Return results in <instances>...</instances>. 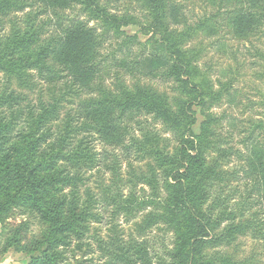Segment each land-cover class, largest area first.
<instances>
[{"label":"rangeland","instance_id":"rangeland-1","mask_svg":"<svg viewBox=\"0 0 264 264\" xmlns=\"http://www.w3.org/2000/svg\"><path fill=\"white\" fill-rule=\"evenodd\" d=\"M16 1L21 8L0 13V36L9 31L10 18L21 19L24 23L28 17H33L36 24L44 28L45 38L63 35V30L72 21H84L77 24H85L97 34H103V42L98 47V61L102 62L93 69L70 68L68 62L57 60L53 63L50 58L49 64L57 71L54 76L32 69L19 81L7 79L0 73V99L9 101V95L18 98L13 105L19 114V124L12 132V138L4 141L6 146L11 147L19 139L22 128H27L26 120L30 115H39L58 101L59 114L47 125L53 137L49 136L48 142L40 144L35 161L48 155L47 146L68 126L74 138L69 140L66 152L83 142L92 153L91 160L79 169L75 162L63 159L56 170L47 169L46 174L43 173L73 175L81 171L85 178V184L80 183L77 187L69 185L65 189L60 187L61 190L56 187L43 193V204L53 198L65 199L70 202L66 209L74 202L80 214L90 193L97 199V203L89 208L94 216H83L77 225L84 233L83 238L70 235L67 238L69 246L64 247L61 243L49 251L58 254L57 264H122L113 253L116 247L139 243L148 248L151 264H157L158 254L164 256L165 250L173 249L174 230L163 219L147 225L149 214L157 209L152 203L139 204L143 208L121 209L114 206L111 199H104V192L109 188L122 189L124 195L119 201L122 202L132 198V186H135L137 203L155 197L165 203L172 201L173 190H169L167 182H173L175 174L167 171L170 166L162 165V160L156 159V149L176 155L181 140L191 134L166 125L158 112L136 111L123 116L118 112L109 117L108 121H112L108 124L126 127L117 136L108 134L104 130L105 120L92 113L97 111L92 103L110 92L119 95L122 86L133 91L141 88L155 92L173 111L191 101L189 95H181L179 87L182 86L176 77L163 75L170 64L166 55L156 52L154 35L149 31L153 21L152 8L144 0H98L111 15L133 19L129 25H123L121 35H117L87 16L79 4L65 9L48 0ZM165 1L166 23L171 31L185 30L209 18L217 24L216 30L209 34L199 31L190 37L186 46L190 51L200 52V68L209 75L216 89H220L219 83L231 77V69L234 74L235 71L240 73L231 95L227 93L218 105L210 108L195 103L191 112L194 123L192 128L188 125L196 135L206 130L210 141L216 144L214 149L206 151L205 157L208 164L218 160L222 177L209 182L206 207H214L211 210L213 218L222 211L227 213L223 214L225 217L216 231L222 238L217 243L206 244L202 255L211 258L213 264H227L226 259L237 264H264V155H259L261 151L264 153V28L248 38H239L230 26L234 6L213 4L210 0ZM88 74L93 75L89 81ZM1 105V114L12 121L8 109ZM210 119L214 121L204 129L203 123ZM225 151L228 155L220 158ZM152 175L159 179L153 189L145 182ZM75 190L80 196L78 202L72 197ZM2 199L4 197H0ZM38 203V199L19 201L2 217L0 263L33 264V258L47 249L40 245L50 231V223L39 210Z\"/></svg>","mask_w":264,"mask_h":264},{"label":"trees","instance_id":"trees-1","mask_svg":"<svg viewBox=\"0 0 264 264\" xmlns=\"http://www.w3.org/2000/svg\"><path fill=\"white\" fill-rule=\"evenodd\" d=\"M48 1L52 4L59 3L65 9L79 4L87 12V16L99 21L106 30L112 29L117 35H121L123 25L127 26L133 21L132 18L120 19L111 15L106 6L98 0ZM144 1L152 8L153 21L150 23L149 31L154 35L156 52L166 55L170 64L163 75L169 78L176 77L182 86L179 87L181 95H189L191 101H186L181 109L173 111L163 97L155 92L141 88L133 91L122 86L119 95L110 92L97 103H92L97 109L92 113L105 120L104 130L108 134L118 136L126 130V127L122 128L118 124H108L112 121V119L108 121L112 114L113 117L118 112L123 116L128 112L155 111L163 118L166 125L184 129V132H189L191 136H186L181 140V147L176 155H168L163 149H156V159L162 160V165L170 166L167 171L175 174L173 182H167L169 190H173L172 201L165 203L155 197L137 203L134 198L135 195L137 196L135 186H132V198L126 201L119 202L124 195L122 189L114 191L112 188L105 190L104 199H111L114 206L121 209L143 208L139 207V204L143 205L147 202L156 206L157 209L148 216L147 225L150 226L157 220L163 219L169 228L174 230L176 239L173 249L165 250L164 256L158 254V257L155 258L157 264H213L211 258L202 255V251L206 244L217 243L222 238V234H218L216 231L225 217L223 214L227 213L222 211L218 217L213 218L211 210L213 211L214 207H206V201L209 196V182L222 177V173L218 160L212 164L207 163L206 151L214 149L216 144L214 141H210L206 130L200 135L192 132L194 114L191 112L195 103L211 108L222 102L227 93L230 96L234 89L236 76L240 73L235 71L234 74V70L231 69L230 71H233L231 77L227 81L219 83L220 89H216L209 75L200 68V52L195 49L190 51L186 46L190 37H194L199 31L209 34L216 30L217 24L209 18L205 22L185 30L171 31L166 23V1ZM210 1L213 4L218 3L226 7L234 6L230 14V26L236 37L248 38L257 30L264 28V0ZM17 8H21V4L16 0H0V13L7 14ZM57 15L60 18L61 15ZM9 23L10 29L7 34L0 36V73L7 79L21 81L26 72L32 69H37L46 76H54L57 71L49 64L50 58L53 63L57 60L66 61L72 65H68L70 68L84 66L93 69L102 62L98 61V47L103 42V34H97L95 29L88 28L85 24H77L85 23L84 21H72L68 28L63 30V35L47 38H45L44 28L38 26L33 17L24 19V23L21 19L10 18ZM72 26H75L73 30ZM156 37L159 38L156 39ZM89 72L92 73V71ZM86 77L89 81L93 75L88 74ZM8 98L9 101L0 99V197H4L0 200V221L17 202L38 199V208L50 223V231L40 245V247L46 246L47 249L41 255L33 258V264H57L58 254H54L49 249L61 243L65 244L64 247L69 246L67 238L70 235L78 239L83 238L84 233L77 229V225L83 216L86 218L94 216L89 208L97 203V199L90 193L87 201L84 202L85 208L80 214L78 206L74 202L69 209H66V204L70 202L65 199L53 198L43 204V193H48L53 188L58 187V190H61L60 187L65 189L69 185L77 187L80 183L85 184V178L81 171H77L73 175L61 172L54 175H44L43 173L45 171L46 174L47 169L56 170L60 160L63 159L75 162L79 169L80 166L91 160L92 153L88 147L84 146L83 142L66 152V148L70 146L69 140L74 138L72 130L68 126L64 131H59L55 140L47 146L48 155L38 162L35 161V154L39 153L40 144L48 142L49 136L53 137L52 131H48L47 125L54 116L59 114L58 101L53 102L50 108L43 109L39 115H30V118L26 120L28 129L22 128L19 139L10 145L11 147L6 146L5 143L12 138L11 134L19 124L17 123L19 114L14 111L13 105V101L18 98L11 95ZM1 103L10 112L12 121L6 120L1 114ZM211 121L214 120L210 119L203 123V128L209 127ZM190 124L191 128H188ZM78 130L81 131L82 128L79 127ZM184 132L182 134L185 135ZM226 155H228L227 151L220 158L226 157ZM259 155L262 157L264 153L261 151ZM158 180L156 175H152L145 182L153 189ZM72 197L77 202L80 199L76 190ZM113 253L122 264H139V262L151 264L148 248L144 244L118 245ZM225 262L237 264L230 259H226Z\"/></svg>","mask_w":264,"mask_h":264},{"label":"crops","instance_id":"crops-1","mask_svg":"<svg viewBox=\"0 0 264 264\" xmlns=\"http://www.w3.org/2000/svg\"><path fill=\"white\" fill-rule=\"evenodd\" d=\"M0 264H4V263H0Z\"/></svg>","mask_w":264,"mask_h":264}]
</instances>
